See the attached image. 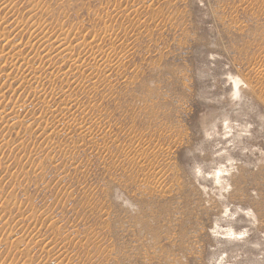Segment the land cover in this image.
<instances>
[{"label":"rangeland","instance_id":"1","mask_svg":"<svg viewBox=\"0 0 264 264\" xmlns=\"http://www.w3.org/2000/svg\"><path fill=\"white\" fill-rule=\"evenodd\" d=\"M229 75L248 86L240 102ZM225 117L252 135L228 149L240 163L226 201L206 200L190 169L227 144L202 135ZM254 147L264 0H0V264H207L221 251L264 264ZM224 203L254 210L255 227L229 222L247 240L209 235Z\"/></svg>","mask_w":264,"mask_h":264},{"label":"clouds","instance_id":"2","mask_svg":"<svg viewBox=\"0 0 264 264\" xmlns=\"http://www.w3.org/2000/svg\"><path fill=\"white\" fill-rule=\"evenodd\" d=\"M228 81L231 82V91L229 93L230 100L232 102H240L242 100L240 89L247 88V84L244 83L239 77H233L229 75ZM252 124H241L238 121L232 120L230 117H225L223 120L205 122L202 126V135L204 141H212L214 139H221L227 141V144L221 147L219 144L216 148L219 150L214 152L212 160L210 161H196L195 165L191 167L190 172L193 177V181L201 188L206 200L209 196L214 197L217 201H226L227 194L232 190V184L228 179L234 173L238 172L237 164L240 163L236 157H234L228 150L233 147L236 141H242L244 137H250L252 135ZM222 133V134H221ZM234 138V139H230ZM241 154L247 153L249 149L247 147L240 149ZM252 151H260V154L264 156V150L253 148ZM194 154L204 156L205 150L203 145L199 146V151ZM214 162V166H212ZM264 163V161H257V164ZM204 181L205 183H202ZM207 181H211V186L207 185ZM253 195H256L253 192ZM113 198L117 203H120L122 207L128 208L132 213L138 211V206L132 203L123 192L118 188L113 192ZM243 216L251 221V226L255 227L259 221L252 208H243L239 205H230L227 203L222 204L221 211L218 218L213 220L208 233L214 241H230V242H243L247 240L250 235L249 227L241 228L237 230L230 221H235L237 217ZM217 245L216 247H218ZM216 247L210 249L211 252L216 253ZM250 247L256 249L258 253L262 248L259 241L250 243ZM241 259L239 253L233 256L229 261L227 252H219L218 254L211 255L208 258L207 264H238ZM256 259H264V254L258 255Z\"/></svg>","mask_w":264,"mask_h":264}]
</instances>
